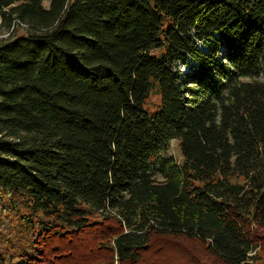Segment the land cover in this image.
Masks as SVG:
<instances>
[{
  "label": "trees",
  "instance_id": "16d2710c",
  "mask_svg": "<svg viewBox=\"0 0 264 264\" xmlns=\"http://www.w3.org/2000/svg\"><path fill=\"white\" fill-rule=\"evenodd\" d=\"M0 22L27 30L0 44L24 235L0 264H171L188 241L193 264H264V0H0Z\"/></svg>",
  "mask_w": 264,
  "mask_h": 264
},
{
  "label": "rangeland",
  "instance_id": "374dc122",
  "mask_svg": "<svg viewBox=\"0 0 264 264\" xmlns=\"http://www.w3.org/2000/svg\"><path fill=\"white\" fill-rule=\"evenodd\" d=\"M46 6H49V2L45 3ZM17 22V21H16ZM14 22L13 26L11 29L7 28V27H0V44L3 43L5 40L9 39L11 35L14 34V36H19V35H26L27 30L24 27H19V25H16ZM1 24V22H0ZM197 46L199 47L200 50L206 52L208 51V46L204 43L201 42L199 40H195ZM220 55L219 57L221 58V50H220ZM192 66H195V63L189 59L187 64H182L181 62L177 63L176 65V72L179 74V76L181 78H183L186 74H190L192 73ZM159 97L156 95L151 96V98L148 101L147 107L150 110H154L156 108V106L159 103ZM170 154H172L175 159L177 160V162L181 163L183 161V157L181 155V151L179 148V143L177 140H173L171 142V148H170ZM2 203L4 204V208H6L7 206L5 205V203L2 201ZM4 208L2 206H0V244H2V242L4 241V238L8 239V243H3L5 244L3 246V250L5 253H13L15 252L17 254L19 247H23V242H24V235L23 233L19 232L17 229V217H13L11 215L10 211H5ZM8 208V207H7ZM6 221L9 222L8 224V231L4 230L2 228V223L6 224ZM259 232L262 233V235L264 236V228L258 230ZM2 244V245H3ZM0 248L2 249V246L0 245ZM10 248V251H8V249ZM187 252L188 255L187 257H185L184 255L179 257L178 259L176 257H174L173 254H169L167 255L166 260L171 261L173 259L174 262H171V264H193L195 261H197L198 259L196 258H203L204 260H207V257L205 256V248L202 244L197 243V242H191L188 241L187 242ZM262 253V252H261ZM9 256V255H8ZM12 262L10 263L9 261H7L6 264H14L15 262H17V257H14V255H12ZM165 260V259H164ZM210 260L212 262H215L212 258H210ZM209 260V261H210Z\"/></svg>",
  "mask_w": 264,
  "mask_h": 264
}]
</instances>
